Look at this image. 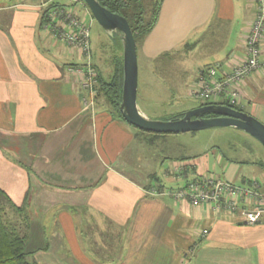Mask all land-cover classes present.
<instances>
[{"label":"crops","instance_id":"obj_1","mask_svg":"<svg viewBox=\"0 0 264 264\" xmlns=\"http://www.w3.org/2000/svg\"><path fill=\"white\" fill-rule=\"evenodd\" d=\"M51 2L61 1L0 0V189L25 207L33 261L264 264V217L246 226L211 205L148 194L210 173L236 186L254 180L264 196V156H250L243 144L239 153L211 150L210 157H140L137 129L97 95L93 110L84 106L78 78L65 71L82 62L79 52L41 27ZM254 13V0H162L136 46V98L156 90L155 66L173 52L195 50L189 85L212 63L228 71L244 56ZM92 62L109 80L114 64L104 73ZM239 88L236 109L264 124V67Z\"/></svg>","mask_w":264,"mask_h":264},{"label":"built area","instance_id":"obj_2","mask_svg":"<svg viewBox=\"0 0 264 264\" xmlns=\"http://www.w3.org/2000/svg\"><path fill=\"white\" fill-rule=\"evenodd\" d=\"M43 5L41 27L55 40L79 52L82 62L68 65L66 73L78 78L84 93L83 104L93 110L97 95V71L92 62L90 27L93 17L82 0H60ZM255 13L244 39V56L238 63L222 69L219 62L199 70L189 87V97L209 104L235 108L241 96L239 86L252 73L264 67L260 54L264 42V0H254ZM86 11L87 15H82ZM223 103V104H221ZM148 194L168 195L176 201L191 205H211L214 211L235 216L240 223L254 226L264 217V196L256 181L245 186L215 178L212 175H195L182 187L163 189L153 187Z\"/></svg>","mask_w":264,"mask_h":264},{"label":"rangeland","instance_id":"obj_3","mask_svg":"<svg viewBox=\"0 0 264 264\" xmlns=\"http://www.w3.org/2000/svg\"><path fill=\"white\" fill-rule=\"evenodd\" d=\"M154 1L143 0L145 4ZM115 35L107 34L93 19L90 27L91 54L104 73L108 72L114 64L115 53L116 59L117 55L119 57V53H122L116 44ZM194 70L195 50L173 52L161 57L155 66V79L159 85H156V90L152 91L150 96L136 98L137 107L143 110L147 118L151 120H166L170 115L184 114L206 103L189 97V84ZM136 141L137 154L140 157L148 155L157 157L158 155L159 157L196 156L195 158H198L197 156L204 157V154L210 157L211 150L224 151L227 154L239 153V148L243 144H248L250 149H247V153L250 156H264V149L258 141L233 128H211L198 132L160 135L153 140L151 146L147 145L143 139L138 138ZM228 146H236V149L233 151L228 149ZM205 175L211 174L205 173ZM9 216L17 218L12 212Z\"/></svg>","mask_w":264,"mask_h":264},{"label":"water","instance_id":"obj_4","mask_svg":"<svg viewBox=\"0 0 264 264\" xmlns=\"http://www.w3.org/2000/svg\"><path fill=\"white\" fill-rule=\"evenodd\" d=\"M100 28L109 35L119 33L122 47V90L119 112L122 119L135 129L151 134L168 135L198 132L211 128H233L244 132L264 149V124L255 117L235 108L206 104L191 109L182 117L170 120H151L137 107V52L127 20L101 6L98 0H83ZM212 115L211 117H205Z\"/></svg>","mask_w":264,"mask_h":264},{"label":"trees","instance_id":"obj_5","mask_svg":"<svg viewBox=\"0 0 264 264\" xmlns=\"http://www.w3.org/2000/svg\"><path fill=\"white\" fill-rule=\"evenodd\" d=\"M98 1L101 6L108 9L110 12L118 14L127 20L136 46L142 42L155 25L162 2V0H155L153 3L145 4L143 0ZM119 35L120 34L117 33L115 39L119 50L122 52ZM122 78V58L120 56L114 61L113 71L109 80H102L97 72V96L101 97L117 117L125 122L119 112ZM206 104L209 103L200 104V106ZM182 116L183 114H177L167 119H176ZM211 116L212 115H206L205 117ZM136 131L137 137L142 136L143 140H145L146 144L149 146L152 145L154 139L160 136L158 134L145 133L139 130ZM152 178L156 179V175H152ZM10 212L16 215L17 218L10 217ZM27 226V215L24 205H14L5 192L0 189V264H37L33 261L31 253L26 251Z\"/></svg>","mask_w":264,"mask_h":264}]
</instances>
